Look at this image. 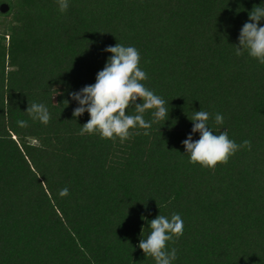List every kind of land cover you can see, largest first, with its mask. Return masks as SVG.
<instances>
[{
    "label": "trees",
    "instance_id": "16d2710c",
    "mask_svg": "<svg viewBox=\"0 0 264 264\" xmlns=\"http://www.w3.org/2000/svg\"><path fill=\"white\" fill-rule=\"evenodd\" d=\"M69 4L0 0V264H156L138 245L152 219L173 213L184 221L167 243L173 264H264V64L235 54L264 0ZM117 43L139 51L142 83L169 111L156 121L146 110L149 134L123 143L81 135L90 116L73 117L70 95L96 82ZM32 103L49 109L47 125L28 115ZM200 110L251 150L215 169L190 163L182 142L199 139Z\"/></svg>",
    "mask_w": 264,
    "mask_h": 264
},
{
    "label": "clouds",
    "instance_id": "9594fccd",
    "mask_svg": "<svg viewBox=\"0 0 264 264\" xmlns=\"http://www.w3.org/2000/svg\"><path fill=\"white\" fill-rule=\"evenodd\" d=\"M59 11L67 12L69 0H57ZM264 19V7L256 6L249 13V21L241 28L236 46V55L240 56L244 50L248 55L264 64V26H258ZM112 55L108 58L105 67L96 75V82L86 85L78 92H72L71 98L78 102L73 110V117H80L85 112L90 116L88 122L81 126L80 134H99L102 139L115 142L119 138L123 143L132 138L134 134L148 135L152 123L144 119L146 110L154 109L152 115L156 121L168 119L166 101L148 89L143 81L148 75L140 67L139 51L132 46H115L105 48ZM140 100L142 103H137ZM135 108L136 115L126 114L130 107ZM28 115L34 121L47 125L51 119L49 109L42 103H32L28 106ZM210 114L206 111H195L190 119L193 122L192 133H199V139L193 140L191 134L182 142L185 153L189 154V162L202 167L215 169L218 164L226 165L229 158L241 148L251 150V141L244 140L237 144L230 139L226 131L218 135L209 127ZM215 123L222 125L224 117L220 113L215 115ZM21 128L28 127V122L18 120ZM69 194L67 188L60 191L64 197ZM151 232L146 239H141L138 247L146 256L154 258L156 264H173L177 259V249L167 248V243H175L184 234V221L180 214L173 213L171 217L158 215L150 221ZM175 238V239H174Z\"/></svg>",
    "mask_w": 264,
    "mask_h": 264
},
{
    "label": "water",
    "instance_id": "95a60500",
    "mask_svg": "<svg viewBox=\"0 0 264 264\" xmlns=\"http://www.w3.org/2000/svg\"><path fill=\"white\" fill-rule=\"evenodd\" d=\"M7 10H8V7H7L6 5H1V6H0V12H1V13H6Z\"/></svg>",
    "mask_w": 264,
    "mask_h": 264
}]
</instances>
